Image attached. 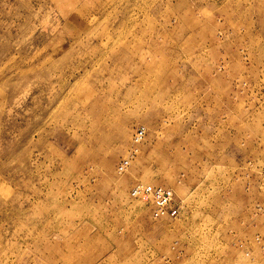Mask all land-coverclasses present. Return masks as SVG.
Returning <instances> with one entry per match:
<instances>
[{
  "label": "rangeland",
  "instance_id": "374dc122",
  "mask_svg": "<svg viewBox=\"0 0 264 264\" xmlns=\"http://www.w3.org/2000/svg\"><path fill=\"white\" fill-rule=\"evenodd\" d=\"M0 264H264V0H0Z\"/></svg>",
  "mask_w": 264,
  "mask_h": 264
},
{
  "label": "built area",
  "instance_id": "2783aa9c",
  "mask_svg": "<svg viewBox=\"0 0 264 264\" xmlns=\"http://www.w3.org/2000/svg\"><path fill=\"white\" fill-rule=\"evenodd\" d=\"M146 128L140 126L135 129L132 141L135 147L144 142L146 138ZM131 150L129 155L122 159L117 165V173L123 176L128 173L132 165L134 156L138 153V148ZM133 199L149 198L152 201V217L156 220L163 218L177 219L180 215V207L177 204L174 191L165 186H149L143 183H136L130 192Z\"/></svg>",
  "mask_w": 264,
  "mask_h": 264
},
{
  "label": "bare ground",
  "instance_id": "6f19581e",
  "mask_svg": "<svg viewBox=\"0 0 264 264\" xmlns=\"http://www.w3.org/2000/svg\"><path fill=\"white\" fill-rule=\"evenodd\" d=\"M142 77H140V79H141ZM143 80V79H142Z\"/></svg>",
  "mask_w": 264,
  "mask_h": 264
}]
</instances>
